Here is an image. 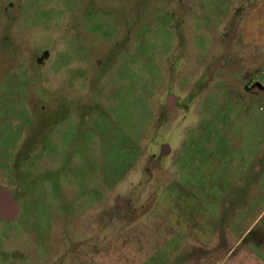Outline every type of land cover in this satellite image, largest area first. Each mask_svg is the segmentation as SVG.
<instances>
[{
    "label": "rangeland",
    "instance_id": "obj_1",
    "mask_svg": "<svg viewBox=\"0 0 264 264\" xmlns=\"http://www.w3.org/2000/svg\"><path fill=\"white\" fill-rule=\"evenodd\" d=\"M252 3L0 0V253L30 238L45 260L43 239L51 264H78L70 239L90 252L158 196L219 217L264 157V64L234 54Z\"/></svg>",
    "mask_w": 264,
    "mask_h": 264
},
{
    "label": "crops",
    "instance_id": "obj_2",
    "mask_svg": "<svg viewBox=\"0 0 264 264\" xmlns=\"http://www.w3.org/2000/svg\"><path fill=\"white\" fill-rule=\"evenodd\" d=\"M243 15L246 19L241 23L246 28L238 29L241 43L234 47V54L243 50L253 65H263L264 0H253ZM257 94L262 96L264 90ZM256 157L236 173L223 196L213 200L219 217L208 214L194 219V210L187 207L185 213L190 217L182 219L174 212L173 196H167L171 207L165 202L163 208L158 196L153 220L111 221L107 234L91 238L90 252L76 246L88 245V240L70 239L75 259L78 264H264V157ZM30 241L34 242L30 238L18 242V237L10 240L13 252L0 253V264H51L44 240L37 241L45 260L28 248Z\"/></svg>",
    "mask_w": 264,
    "mask_h": 264
},
{
    "label": "water",
    "instance_id": "obj_3",
    "mask_svg": "<svg viewBox=\"0 0 264 264\" xmlns=\"http://www.w3.org/2000/svg\"><path fill=\"white\" fill-rule=\"evenodd\" d=\"M174 100V99H173Z\"/></svg>",
    "mask_w": 264,
    "mask_h": 264
}]
</instances>
